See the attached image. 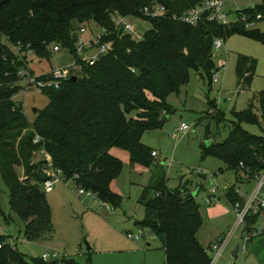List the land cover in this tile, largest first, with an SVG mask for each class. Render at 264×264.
<instances>
[{
  "label": "trees",
  "instance_id": "trees-1",
  "mask_svg": "<svg viewBox=\"0 0 264 264\" xmlns=\"http://www.w3.org/2000/svg\"><path fill=\"white\" fill-rule=\"evenodd\" d=\"M153 1L165 5L168 14L144 17L151 27L140 39L113 32L115 14H140V9ZM204 1L0 0V176L9 190L11 210L24 223L27 240H38L51 231V207L42 189L49 177L32 173L37 169V165L30 163L34 152L43 148L51 156L52 168L61 171L65 182L74 179L79 188L118 207L122 197L111 190V182L122 172L124 162L111 149L123 148L130 154L131 162L151 167L156 161L153 150L141 142V136L146 130L162 126L172 110L167 97L178 93L189 81L191 69L204 71L213 81V74L220 70L214 61L215 39L225 40L238 32L264 43V32L249 31L244 23L245 17L249 21L264 19V3L242 10L235 24L209 21L205 15L196 24L171 17ZM257 15L261 18L257 19ZM91 22L112 31L106 39L114 41L113 50L94 65L79 60L77 80L67 78L59 88L49 87V103L31 121L23 103L13 99L21 89L18 71L24 62L19 58L33 55L50 59L56 44L76 56L75 30ZM257 67L256 58L239 54L236 65L239 86H251ZM209 104L216 106L213 101ZM210 113L218 122L224 119L220 111L214 113V108ZM237 118L240 122L259 124L263 136L235 124L222 143L203 142L202 157H220L236 174L238 168L244 170L242 164L249 167L246 170L254 178L264 168V91L254 94ZM36 135L42 138L37 143ZM209 136L208 129L206 138ZM228 145L236 149L223 153L221 148ZM19 166L30 171L28 179L21 181L16 170ZM153 178L155 181L141 195L145 216L137 225L149 229L161 240L165 264H210V249L198 238L203 218L192 181H181L170 189L165 174L160 177L153 174ZM235 189L236 185L224 193L231 206L243 200ZM150 192L154 193L151 197ZM260 216L259 213L247 216V230L254 229ZM3 240L4 235L0 234V243ZM18 254L21 253L11 247H0V264H77L70 256L53 261L36 258L30 262Z\"/></svg>",
  "mask_w": 264,
  "mask_h": 264
},
{
  "label": "rangeland",
  "instance_id": "rangeland-1",
  "mask_svg": "<svg viewBox=\"0 0 264 264\" xmlns=\"http://www.w3.org/2000/svg\"><path fill=\"white\" fill-rule=\"evenodd\" d=\"M262 3L264 0H225L224 11L228 14V23H237L242 10ZM134 22L141 32L151 27L148 20ZM244 23L249 31L264 32V19L249 21L247 17ZM253 23L255 26H252ZM92 24L89 26L96 30V25ZM78 27L75 31H78ZM12 49L15 50L14 47ZM239 54L251 56L258 61L251 86L242 90L239 89L241 86L236 74ZM19 60L24 62L23 66L29 64L37 75L42 74L43 82L51 78L52 70L64 66L69 69L70 76L78 74L75 67L77 62L67 49L54 53L50 59L28 55L24 59L20 57ZM214 61L220 69L218 79L211 82L204 71L191 69L189 81L181 86L178 93L167 97V103L172 110L162 126L146 130L142 134L141 142L158 152L151 167L131 162L130 154L123 148L116 146L111 149V153L124 162L122 172L111 182V190L122 197L118 207L111 202H102L91 191L83 192L74 179L70 178L65 182L61 171L56 172L52 168L51 156L41 148L32 154L30 163L37 165V169L32 170L33 174L49 177L42 184V189L51 207V231L47 236L29 241L25 238L23 221L11 210L9 190L0 176V234L4 235L0 247H11L15 252L23 254H18L20 258L30 262L48 255V261L70 256L77 264H165L161 240L149 229L143 230L137 225V221L143 220L145 216V208L140 203V198L146 186L155 181L153 174L159 177L165 174L166 184L170 189L176 188L181 181H192L193 194L194 189L200 187L195 201L200 205L203 218L198 233L201 244L207 246L211 241L215 242L217 236L223 232L228 234L236 223V216L223 193L224 189L234 184L237 191L250 194L257 183L248 174L246 169L249 167L244 168L241 164L244 170L238 168L236 174L227 168L224 159L220 157L208 156L204 159L201 144L222 143L235 124L241 125L254 135L263 136L259 124L240 122L237 114L248 107L254 94L264 91V43L246 34L233 33L225 38L221 48L214 49ZM48 89L47 86L40 90L32 87L28 92L17 93L15 100L23 103L24 111L31 121L49 103ZM209 101H213L216 106L211 107ZM34 108L37 109L35 112ZM213 108L214 113L220 111L223 114L222 121L218 122L212 116L210 110ZM183 122L190 126L186 132L180 130ZM208 129L209 139L206 138ZM254 145L259 147L257 143ZM235 149H230L229 145L221 148L223 153ZM16 170L21 181L28 179L30 171L21 166ZM211 187L219 189V198L212 205L207 203L208 190ZM153 194L150 192L149 197ZM254 228H263L264 233V213ZM241 232L242 227L230 237L219 264L246 263L245 252H240L236 259L231 257V252L237 246L244 245ZM247 247L249 251L250 244ZM209 253L213 257V251L210 250Z\"/></svg>",
  "mask_w": 264,
  "mask_h": 264
},
{
  "label": "built area",
  "instance_id": "built-area-1",
  "mask_svg": "<svg viewBox=\"0 0 264 264\" xmlns=\"http://www.w3.org/2000/svg\"><path fill=\"white\" fill-rule=\"evenodd\" d=\"M224 2L225 0H205L202 4L197 5L187 11L183 12L180 15L171 14V17L174 19L181 20L188 24H196L199 20L205 18L209 21L223 22L224 24L228 23V14L224 11ZM140 14L131 15H122L115 14L112 18L113 22V32H121V34H130L133 39H140L143 35V32L138 30L136 23L134 21L145 20L144 17H164L168 14V9L165 5L155 2L151 3L140 9ZM261 18V15H257V19ZM247 21V17L244 18ZM91 23L96 25V30H92L89 25ZM89 25L83 26L75 31L74 33V43L76 56L71 52L70 49L63 48L59 44H56L52 48V53L61 52L63 49H67L75 58L76 70L81 69V64L78 63L79 60L85 62L86 65H94L95 62L102 56L109 54L114 48V41L106 39L108 35L112 33L110 29L105 26L99 25L95 22H91ZM92 24V25H93ZM248 25H250L248 23ZM255 24L253 23L252 26ZM90 36V37H88ZM224 40L222 38H216L214 41V49H219L223 46ZM29 62V61H28ZM219 71L213 74V80L218 79ZM18 74L21 79V89L22 92H28L32 87L37 89H42L44 87H55L59 88L62 80L70 78V71L64 66L61 69H55L51 71V78L47 82L42 81V74L37 75L33 71L29 64L22 66ZM19 91V92H20ZM16 96L13 97L15 99ZM190 126L183 122L180 126L181 131H188ZM42 138L39 135L35 136L34 142L41 141ZM154 157L158 156L156 150L152 151ZM51 160V159H50ZM254 180L257 185L252 190L250 194H243L241 191H237L239 197L243 200L236 201L232 209L236 216V223L233 226L231 232L236 230L238 227H242V238L244 245L240 246L239 251L244 253L247 250V245L250 240L259 235L263 228H254L253 230H247V216L249 214L264 213V168L255 174ZM84 192L85 190L82 189ZM209 195L207 197V203L210 205L214 204L218 200V187L209 188ZM224 193V191H223ZM128 237L133 239L131 234H128ZM139 239V237H137ZM227 237H222L215 241L211 247L214 251L212 260L210 264H217L219 258L221 257L223 250L227 244ZM67 257V256H65ZM64 258V257H63ZM44 261H48V255L42 257ZM59 260V259H55Z\"/></svg>",
  "mask_w": 264,
  "mask_h": 264
},
{
  "label": "crops",
  "instance_id": "crops-1",
  "mask_svg": "<svg viewBox=\"0 0 264 264\" xmlns=\"http://www.w3.org/2000/svg\"><path fill=\"white\" fill-rule=\"evenodd\" d=\"M241 87H243V86H241ZM240 89V88H239ZM242 89H244V87L242 88ZM242 89H240V90H242ZM199 187H198V189H194V193H196V194H198V192H199ZM219 198V197H218ZM228 201V200H227ZM228 203H229V201H228ZM215 204V203H214ZM230 204V203H229ZM233 211V210H232ZM233 213H234V211H233ZM235 214V213H234ZM238 228H240V227H238ZM237 228V229H238ZM232 229V228H231ZM236 229V230H237ZM236 230H234L233 232H231V230L229 231V233L228 234H226V232H223L221 235H218L217 236V238H216V240L215 241H217L218 239H220V238H222V237H227L228 238V240H227V244L229 243L228 241H230L229 239H231L232 237V235H233V233L236 231ZM242 233V232H241ZM223 235V236H222ZM231 237V238H230ZM241 238H242V234H241ZM213 241H211L207 246L206 245H204V244H202L205 248H209L210 250H212L211 249V247H212V245H213V243H212ZM227 244H226V246H227ZM248 244H250V248H249V251H248V249L246 250V252H245V256H246V263H244V264H264V233L263 232H261L259 235H257V236H255L252 240H250V243H248ZM226 246H225V248H226ZM248 246V245H247ZM225 248H224V250H223V253H222V255H221V257L219 258V260H218V263L217 264H219L220 263V261L222 260V257H223V255H224V251H225ZM248 248V247H247ZM162 249H163V247H162ZM213 251V250H212ZM235 250H233L232 252H231V257L233 258V259H236V258H234L233 256H232V253L234 252ZM165 252V251H164ZM213 253H214V251H213ZM239 253H240V251L238 252V255H239ZM237 255V256H238ZM165 259H166V256H165ZM243 262V261H242ZM223 264H225V263H223Z\"/></svg>",
  "mask_w": 264,
  "mask_h": 264
},
{
  "label": "water",
  "instance_id": "water-1",
  "mask_svg": "<svg viewBox=\"0 0 264 264\" xmlns=\"http://www.w3.org/2000/svg\"><path fill=\"white\" fill-rule=\"evenodd\" d=\"M77 76L75 75H73V76H71L70 77V80L71 81H76L77 80ZM243 87H240V89H242ZM37 109L36 108H34L33 109V111L35 112ZM207 144H209L208 142H207ZM235 187V185L234 184H230L229 186H227L225 189H224V193H227L231 188H234ZM196 195V193H194V196ZM239 249H240V246H237L236 247V249H235V251L232 253V256L234 257V258H236L237 257V255H238V252H239Z\"/></svg>",
  "mask_w": 264,
  "mask_h": 264
}]
</instances>
